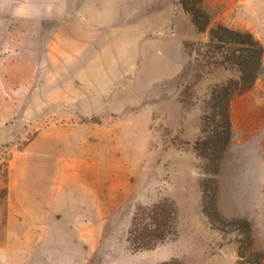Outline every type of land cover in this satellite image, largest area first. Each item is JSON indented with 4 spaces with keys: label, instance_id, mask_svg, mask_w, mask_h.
I'll use <instances>...</instances> for the list:
<instances>
[{
    "label": "rangeland",
    "instance_id": "rangeland-1",
    "mask_svg": "<svg viewBox=\"0 0 264 264\" xmlns=\"http://www.w3.org/2000/svg\"><path fill=\"white\" fill-rule=\"evenodd\" d=\"M110 2L74 18L132 27L141 40L129 83L100 100L80 80L41 76L46 23L19 41L21 25L0 16V264H248L236 218L249 220L264 261V52L253 87L231 102L215 172L195 142L212 89L234 72L215 64L179 0ZM203 8L210 26L250 31L264 48V0ZM163 200L174 233L132 251L136 208ZM88 227L95 239L79 237Z\"/></svg>",
    "mask_w": 264,
    "mask_h": 264
},
{
    "label": "crops",
    "instance_id": "crops-1",
    "mask_svg": "<svg viewBox=\"0 0 264 264\" xmlns=\"http://www.w3.org/2000/svg\"><path fill=\"white\" fill-rule=\"evenodd\" d=\"M17 2L3 0L0 3V16L10 23L21 25L19 41L30 38V34L34 37L33 33L38 29L36 27L47 24L39 33L43 45L48 47L44 58L40 60L46 73L40 74L43 78L55 79L59 75L64 79L80 80L87 93L97 95L99 100L113 88L129 83L139 54L140 32L132 27H106L104 24L90 23L88 19L74 18L75 15L105 14L106 9L116 5V2L30 0L33 12L27 16L21 14L14 17L12 9ZM48 5H51V11ZM58 63H61L60 67ZM53 67L58 68L60 74H55ZM96 220L89 221V224L93 226ZM78 234L81 238L95 239L97 232L90 231L88 227Z\"/></svg>",
    "mask_w": 264,
    "mask_h": 264
},
{
    "label": "trees",
    "instance_id": "trees-1",
    "mask_svg": "<svg viewBox=\"0 0 264 264\" xmlns=\"http://www.w3.org/2000/svg\"><path fill=\"white\" fill-rule=\"evenodd\" d=\"M203 1L179 0V3L196 31L207 33L208 51L214 54L215 64L234 72L212 89L209 102L211 113L203 115V136L195 142V149L213 164L217 172L231 140V102L236 96L248 92L258 79L264 48L250 31L221 23L210 26L211 18L203 8ZM176 218L173 205L166 200L137 207L127 234L129 248L132 251L149 250L164 242L174 233ZM229 224L241 231V243L248 264H264L262 253L252 249L249 220L236 218L230 220Z\"/></svg>",
    "mask_w": 264,
    "mask_h": 264
},
{
    "label": "clouds",
    "instance_id": "clouds-1",
    "mask_svg": "<svg viewBox=\"0 0 264 264\" xmlns=\"http://www.w3.org/2000/svg\"><path fill=\"white\" fill-rule=\"evenodd\" d=\"M0 3H3V0H0ZM48 10L51 11V5H48ZM33 12V7L30 3V0H23V2L16 3V6L12 9V15L14 17L20 16L21 14L27 16Z\"/></svg>",
    "mask_w": 264,
    "mask_h": 264
}]
</instances>
